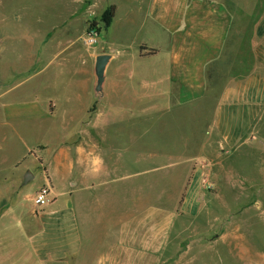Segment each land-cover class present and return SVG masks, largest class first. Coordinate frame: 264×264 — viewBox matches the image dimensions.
Listing matches in <instances>:
<instances>
[{"label": "crops", "instance_id": "0c3cea01", "mask_svg": "<svg viewBox=\"0 0 264 264\" xmlns=\"http://www.w3.org/2000/svg\"><path fill=\"white\" fill-rule=\"evenodd\" d=\"M72 2L99 6L88 20L111 5L116 7L112 24L118 18L115 1ZM69 17V23L75 20L74 11ZM130 23L136 25L125 30V134L128 120L138 129L125 137V161L114 160L113 143L102 135V111L94 109L103 97L96 71L81 67L66 91V100L78 107L59 142L33 146L24 140L26 151L10 155L23 137L19 124L62 115L51 96L43 99L42 109L27 85L45 72L65 69L66 60L87 58L89 49L81 42L85 30L76 36L70 29H55V35L69 37L58 42L39 33L32 39L36 54L18 69L21 79L8 77L0 67V264H125V255L150 262L177 259L170 247L192 228L182 219L192 222L206 211L205 180L246 174L264 180V157L257 150L264 134V0H129L125 29ZM114 57L105 70V94ZM83 95L88 104L81 105ZM165 124L181 131L162 146ZM30 158L34 170L27 164ZM119 163L123 175L115 173ZM142 164L153 167L139 169ZM167 170L177 173L179 209L125 204L124 184L114 189L115 182L141 181L153 173L149 180L159 183L161 196ZM37 171L42 180L28 195L26 186ZM44 187L50 201L37 205Z\"/></svg>", "mask_w": 264, "mask_h": 264}, {"label": "rangeland", "instance_id": "374dc122", "mask_svg": "<svg viewBox=\"0 0 264 264\" xmlns=\"http://www.w3.org/2000/svg\"><path fill=\"white\" fill-rule=\"evenodd\" d=\"M111 1L117 2L120 9L115 23L106 28L102 20L103 12L89 20L86 18L101 11L99 6L91 9L87 6H74L72 0H0V67L8 77L13 76L17 79L25 77L20 73L23 71L18 69L26 67L32 55L36 54L32 39L39 33L44 39L58 42L69 37L64 33L55 35V29L62 27L70 29L76 36L85 30L81 42L89 49L86 53L87 58L75 56L64 61L65 69L50 70L29 82L27 89L39 97L42 109L46 108L43 99L51 96L59 102L63 112L60 117L36 118L29 124H19L18 128L22 131L23 137L19 136L12 147L10 152L12 157L26 151L24 140L33 146L39 143L47 145L45 141L49 146L59 142L63 135L62 128L65 124L70 126L74 108L78 107L66 100L69 80L78 79L75 70L80 67L83 72L96 71L97 56L102 54V51H109L111 57L115 55L109 65L111 84L106 94L102 90L98 91L103 97H98L94 109L100 107L102 111L98 119L106 132L102 135L107 136L109 143H113L114 160L119 158L125 161V155L121 156L123 152L125 153V137L127 141L136 135L138 129L133 120H128L126 129L129 128L125 134V85L122 83L125 82V30L134 27L136 23H130L125 29V12L129 7V0H109L110 3ZM72 11L76 18L71 19L69 23ZM90 33L97 35L93 41L90 40ZM63 57L61 58L64 59ZM72 91L76 92L73 89ZM17 94L21 95V92ZM88 103L89 97L83 95L81 105ZM162 128L160 140L162 146H165L169 139H175L177 133L181 131L168 124ZM258 144L257 150L264 157V134L258 140ZM27 164L31 170L36 169L33 158L27 160ZM142 165L138 168L153 167L148 164ZM114 169L116 174H125V167L123 168L121 163L115 165ZM42 176L41 172L37 171V178L26 186V194L33 193V183L39 184ZM150 176L153 178V173L145 175V180L141 181L115 182L114 189L124 184L125 204H161L170 209H179L182 197L175 195L176 189L180 186L174 180L177 173L169 170L162 173V177L168 179L160 182L163 191L161 196L157 195L159 183L156 182L154 185V182L149 180ZM254 176L259 179L260 175ZM230 177L223 181L217 180L216 177L213 180L207 179V185L210 186H204L208 194L204 197L205 213L192 222L187 218L182 219L188 224L191 223L189 236L178 238L177 243L170 247L169 252H176L177 259L150 262L125 255V264H264V193L259 189L264 186V180L260 177V180L254 181L247 174L243 179L232 178V175ZM136 185L140 188L138 191Z\"/></svg>", "mask_w": 264, "mask_h": 264}, {"label": "water", "instance_id": "95a60500", "mask_svg": "<svg viewBox=\"0 0 264 264\" xmlns=\"http://www.w3.org/2000/svg\"><path fill=\"white\" fill-rule=\"evenodd\" d=\"M110 59H111V54H108V53H102V54H99L97 56V59H96V75L98 77V83H97L96 89L98 91H101L103 89L102 85H103V82L105 80V70H106V66H107ZM28 179H29V177L27 176L26 180H28Z\"/></svg>", "mask_w": 264, "mask_h": 264}, {"label": "built area", "instance_id": "2783aa9c", "mask_svg": "<svg viewBox=\"0 0 264 264\" xmlns=\"http://www.w3.org/2000/svg\"><path fill=\"white\" fill-rule=\"evenodd\" d=\"M96 36L97 35H93L90 33V40L93 41L94 38H96ZM206 181L207 180L204 181V184H205L204 186H208ZM49 192H50V190L48 187H44V188L40 189L37 196H36V200H35L36 204L37 205H44V204L48 203L50 201L48 198Z\"/></svg>", "mask_w": 264, "mask_h": 264}, {"label": "trees", "instance_id": "16d2710c", "mask_svg": "<svg viewBox=\"0 0 264 264\" xmlns=\"http://www.w3.org/2000/svg\"><path fill=\"white\" fill-rule=\"evenodd\" d=\"M115 5L109 6L102 14V20L105 23L106 28H108L115 17Z\"/></svg>", "mask_w": 264, "mask_h": 264}]
</instances>
